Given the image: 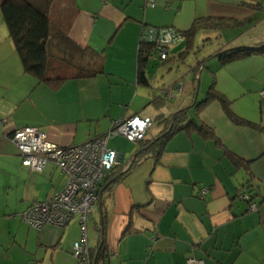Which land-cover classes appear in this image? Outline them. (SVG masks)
Here are the masks:
<instances>
[{
	"label": "crops",
	"instance_id": "1",
	"mask_svg": "<svg viewBox=\"0 0 264 264\" xmlns=\"http://www.w3.org/2000/svg\"><path fill=\"white\" fill-rule=\"evenodd\" d=\"M150 1L73 0L77 13L69 35L100 55L102 70L93 77L67 78L57 87L24 70L0 13V264H78L72 246L82 235L77 219L40 231L22 219L30 204L59 192L66 175L52 162L42 171L22 165L11 139L15 129L36 127L56 145L76 146L135 114L152 121L148 140L162 130L161 117L183 108L212 134L180 130L157 157L144 152L139 158V143L124 148L120 135L109 139L123 168L86 221L88 247L103 246L108 264H188L190 258L203 264H264V51L225 63L216 58L220 49L264 46V0ZM200 18L225 22L207 25L193 39L192 46L210 35L220 38L210 50V66L205 68L204 60L196 66L195 59L177 62L187 47L182 38L170 47L166 62L146 63L149 84L138 83L144 28L184 31ZM166 72L162 85L156 79ZM179 81L183 89L174 97L162 94L166 88L173 92ZM212 81L233 116L219 99L192 107L205 98ZM244 193L256 208L249 209L240 197ZM89 218L96 226L90 223L88 235Z\"/></svg>",
	"mask_w": 264,
	"mask_h": 264
},
{
	"label": "trees",
	"instance_id": "2",
	"mask_svg": "<svg viewBox=\"0 0 264 264\" xmlns=\"http://www.w3.org/2000/svg\"><path fill=\"white\" fill-rule=\"evenodd\" d=\"M72 1L73 0H0V13L7 25L9 36L14 43L15 50L22 62L24 70L34 75L39 82L52 87L59 86L67 78L93 77L102 70L99 60L100 55L87 46H83V44L74 40L69 35V27L77 13V8ZM219 20L220 19H216L217 22L206 23L205 19H196L191 26L184 31L177 30L173 27L147 26V28L152 29V31L148 33L151 35L142 33L140 36L141 39H139L137 82L148 85L149 82L145 70L146 63L154 56H157L160 61L166 62L169 59L168 51L170 47L182 38L186 41L187 47L185 51L180 53L177 62H183L189 51L194 48L192 45L196 33L200 29L206 28L207 25L212 27L218 25L220 27L225 24V22L218 23ZM163 28L172 29L177 36L175 42L165 48V59H161L159 54L160 46L156 41L160 29ZM206 39L209 38H205L204 41ZM263 51L264 46L257 49L248 46H239L231 49L218 50L216 52V58L221 63H225L252 53H261ZM85 55L91 57L90 59L88 58L90 64H88ZM85 61L86 64H84ZM174 85L175 83L173 87ZM164 90L165 89H163L162 94L166 97ZM212 99H219L226 113L233 116L230 113L228 102L221 94L215 91L213 81L211 82L205 98L201 102H195L192 107L198 108ZM189 112V108H183L167 117H161L162 130L155 138L148 140L142 139L138 142H134L140 145L136 151L135 158L141 157V154L144 152H148L152 154V156L157 157L163 150L166 141L172 134L180 130L190 131L197 129L204 136H210L212 134L210 129L198 121L195 115L191 116ZM234 121L237 122L238 120ZM122 168L123 167L117 163L112 170L108 172L101 184L100 194L104 189L109 187L108 185H110L109 181L111 178L114 177V174L119 173ZM106 186L108 187L106 188ZM240 197L248 203L249 209L256 208V204L252 203L248 194H241ZM46 226L52 225H45L41 229ZM101 238H103V231H101ZM88 250L90 264H108V253L103 246H99L97 250H92L90 248Z\"/></svg>",
	"mask_w": 264,
	"mask_h": 264
},
{
	"label": "built area",
	"instance_id": "3",
	"mask_svg": "<svg viewBox=\"0 0 264 264\" xmlns=\"http://www.w3.org/2000/svg\"><path fill=\"white\" fill-rule=\"evenodd\" d=\"M150 2L153 5L152 0ZM151 31L145 27L143 33L151 35L148 34ZM176 39L172 29H160L156 41L160 46L161 59L166 57L165 48ZM173 88L176 92L181 91L183 82H177ZM164 93L168 98L175 95L168 88ZM151 126L149 118L130 115L115 121L106 133L76 146L56 145L47 139L45 132L36 127L15 129L11 139L17 147L22 165L34 171H42L48 162H52L66 175L64 187L48 199L29 205L22 213V219L36 230L45 225L64 228L73 219H77L82 235L80 240L73 243L72 253L79 264H90L86 221L100 198L103 180L119 160V154L107 147V141L113 135H122L130 142H138L145 138ZM188 264L203 262L190 258Z\"/></svg>",
	"mask_w": 264,
	"mask_h": 264
},
{
	"label": "rangeland",
	"instance_id": "4",
	"mask_svg": "<svg viewBox=\"0 0 264 264\" xmlns=\"http://www.w3.org/2000/svg\"><path fill=\"white\" fill-rule=\"evenodd\" d=\"M208 38L209 39H206L205 41H204V38H202V39H200V41H197V43H195V46H194L193 50L188 54V56L186 57V61L184 63H186L188 65L191 59H195L197 62L194 63L195 64L194 66H196L199 63V61L204 60V61H206L205 63L207 65L205 68H208L210 66L209 62L214 60V59H210L211 58L210 57L211 56L210 50L220 41V38L219 39H215V37H213L211 35ZM234 47H237V46H234ZM153 59L156 60L157 62L159 61V59H157L156 56H154L151 60H153ZM155 67H157V66H155ZM204 71L206 73V69ZM168 73L169 72H166L163 75H161V73H160L158 75L157 79H156L157 82H160L162 85L166 84L167 83L166 78H167ZM204 87L205 86L200 82L198 96L201 97L203 95V92L205 91ZM112 139L110 140V143H112V141H113ZM118 139H120V144L122 145V147H124V148H128L129 147V148H133V149L135 148V144H132L131 142L126 141L122 137L119 136ZM128 156H127V158H128ZM94 217L96 218V214L95 213H94ZM88 223L89 224H88L87 232H88V235H89V233H90V223L92 224L91 227L92 226L95 227L97 225V223H98V220L96 218V225H95L92 221L90 222V218H89ZM92 229H93V227H92Z\"/></svg>",
	"mask_w": 264,
	"mask_h": 264
},
{
	"label": "bare ground",
	"instance_id": "5",
	"mask_svg": "<svg viewBox=\"0 0 264 264\" xmlns=\"http://www.w3.org/2000/svg\"><path fill=\"white\" fill-rule=\"evenodd\" d=\"M113 136H115V135H113ZM120 136H122V135H120ZM111 137H112V136H111ZM111 137H110V138H111ZM110 138H109V139H110ZM109 139H108V141H109ZM108 141H107V147H108ZM108 148H109V147H108ZM110 149H111V148H110ZM113 150H114V149H113Z\"/></svg>",
	"mask_w": 264,
	"mask_h": 264
},
{
	"label": "water",
	"instance_id": "6",
	"mask_svg": "<svg viewBox=\"0 0 264 264\" xmlns=\"http://www.w3.org/2000/svg\"><path fill=\"white\" fill-rule=\"evenodd\" d=\"M119 159H120V157H119Z\"/></svg>",
	"mask_w": 264,
	"mask_h": 264
}]
</instances>
